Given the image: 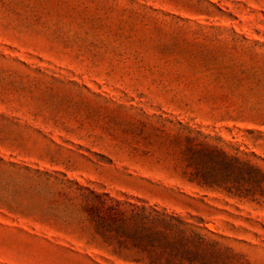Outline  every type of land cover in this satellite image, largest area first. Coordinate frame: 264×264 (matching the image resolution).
<instances>
[{
	"label": "rangeland",
	"instance_id": "1",
	"mask_svg": "<svg viewBox=\"0 0 264 264\" xmlns=\"http://www.w3.org/2000/svg\"><path fill=\"white\" fill-rule=\"evenodd\" d=\"M196 147L264 171V0H0V264H144L112 244L141 207L264 264V199Z\"/></svg>",
	"mask_w": 264,
	"mask_h": 264
},
{
	"label": "trees",
	"instance_id": "2",
	"mask_svg": "<svg viewBox=\"0 0 264 264\" xmlns=\"http://www.w3.org/2000/svg\"><path fill=\"white\" fill-rule=\"evenodd\" d=\"M220 153L221 174L216 160ZM191 154L188 164L191 180L256 203L264 199V171L256 165L215 148L196 147ZM199 154L210 157L205 162L196 161L194 157ZM112 244L116 252L129 250L136 255L135 261L144 264H228L226 253L230 252L189 227L180 216L155 207L118 211L113 215Z\"/></svg>",
	"mask_w": 264,
	"mask_h": 264
}]
</instances>
